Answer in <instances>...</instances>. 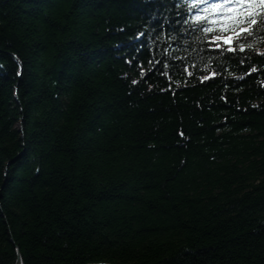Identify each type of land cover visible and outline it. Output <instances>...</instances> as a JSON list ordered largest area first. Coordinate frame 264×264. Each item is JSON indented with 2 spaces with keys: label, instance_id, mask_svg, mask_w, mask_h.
Here are the masks:
<instances>
[{
  "label": "trees",
  "instance_id": "1",
  "mask_svg": "<svg viewBox=\"0 0 264 264\" xmlns=\"http://www.w3.org/2000/svg\"><path fill=\"white\" fill-rule=\"evenodd\" d=\"M190 2L0 0V264H264V30Z\"/></svg>",
  "mask_w": 264,
  "mask_h": 264
},
{
  "label": "snow or ice",
  "instance_id": "2",
  "mask_svg": "<svg viewBox=\"0 0 264 264\" xmlns=\"http://www.w3.org/2000/svg\"><path fill=\"white\" fill-rule=\"evenodd\" d=\"M188 7L194 13L190 18V23L199 27L206 39L208 34L216 32L217 34L208 39V42L215 44L224 52L245 51L243 43L233 48L232 41L234 39L246 41L247 37L252 36L254 32L264 30V0H191ZM213 20L222 21L224 24H213ZM221 28L223 31L234 32L235 36L227 37L222 44L219 43ZM248 47L251 48L252 44H248ZM261 54L264 55V53ZM212 75L215 76L216 73ZM210 78L203 77L204 80Z\"/></svg>",
  "mask_w": 264,
  "mask_h": 264
}]
</instances>
